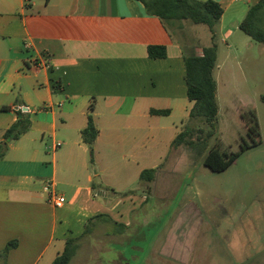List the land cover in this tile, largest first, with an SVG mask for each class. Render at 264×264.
<instances>
[{"label":"crops","instance_id":"1","mask_svg":"<svg viewBox=\"0 0 264 264\" xmlns=\"http://www.w3.org/2000/svg\"><path fill=\"white\" fill-rule=\"evenodd\" d=\"M215 1L224 10L216 27L224 43L260 0ZM193 45L184 46L137 0H0V143L18 120L14 109L26 107L31 120L0 160V253L17 242L0 264H42L50 253L45 264H53L68 240H76V254L84 249L95 225L98 247L130 242L131 224L116 214L118 195L136 198V187L157 185L175 139L190 124L194 102L184 59L204 49ZM150 47H165L167 56L151 58ZM38 58L51 68H34ZM90 114L99 131L94 163L83 139ZM151 169L156 180L142 182ZM48 180L63 187L64 208L50 205ZM180 239L157 238L153 255L179 257Z\"/></svg>","mask_w":264,"mask_h":264},{"label":"rangeland","instance_id":"2","mask_svg":"<svg viewBox=\"0 0 264 264\" xmlns=\"http://www.w3.org/2000/svg\"><path fill=\"white\" fill-rule=\"evenodd\" d=\"M230 28L234 35L228 40L224 37V43L216 32L218 63L223 65L222 72L216 73L220 112L215 135L202 144V155L200 144L173 150L157 185L146 189L152 191L147 193L148 202L141 201L147 192L141 186L134 189L136 198H127L122 191L116 214L120 221L130 222V242L98 247L99 229L91 226L83 240L84 249L69 264H124V259L129 264H264V45L236 25ZM174 34L184 46L194 44L197 52L213 44L205 25L182 22ZM252 111L257 115L260 137L248 133L254 125L249 117ZM188 127L194 130L195 144L210 130L202 120ZM246 145L249 148L242 150ZM216 146L240 154L220 173L204 164ZM63 190L58 187L59 192ZM125 205L133 210L129 216L122 214ZM167 234L181 238L179 257L153 255L157 238ZM51 258L52 253L42 264Z\"/></svg>","mask_w":264,"mask_h":264},{"label":"trees","instance_id":"3","mask_svg":"<svg viewBox=\"0 0 264 264\" xmlns=\"http://www.w3.org/2000/svg\"><path fill=\"white\" fill-rule=\"evenodd\" d=\"M144 4L149 15L157 16L164 24L166 30L175 36L176 29H181L182 22H192L194 25H205L212 34L213 44L204 47L203 55L195 54L185 56L186 67V83L188 87V97L194 102V107L190 113V123L202 120L210 130L206 133V138H198V143L193 142L194 130L186 127L175 139L172 151L185 144L196 146L199 154L202 155V144H207L208 140L214 137L217 130L219 118V104L217 98V82L214 77L218 61V46L216 40V27L220 23L224 10L215 0L201 2L198 0H137ZM239 28L248 35L252 40L264 45V0L252 5L239 25ZM149 55L151 58H165L167 50L165 47H150ZM264 101V98L262 99ZM18 120L5 133L3 141L0 143V160H3L13 141L19 140L23 135L27 134L31 129L30 112L26 107L14 109ZM94 107L90 108L93 113ZM155 114H166L164 111H154ZM251 125L248 133L251 136L260 137L259 124L257 115L254 111L250 114ZM203 133L202 130H199ZM99 136L92 115L89 116L88 126L83 131L84 142L88 145L90 151L91 162L94 163L95 143ZM249 148L248 145L242 150ZM239 153H230L224 151L221 146L211 148L206 156L204 164L213 172H224L232 166L239 158ZM157 170H145L141 174V181L152 183L156 180ZM17 247L14 241L7 245L2 253H0V261L6 263L8 254ZM77 251L76 240H68L66 249L60 254L53 264H69Z\"/></svg>","mask_w":264,"mask_h":264},{"label":"built area","instance_id":"4","mask_svg":"<svg viewBox=\"0 0 264 264\" xmlns=\"http://www.w3.org/2000/svg\"><path fill=\"white\" fill-rule=\"evenodd\" d=\"M202 55L203 53L200 56ZM32 65L36 69H39V68L50 69L51 68L48 60L40 59V58L34 60ZM61 146L62 144L58 143L55 148L58 149ZM43 190L49 197L50 205L54 207L55 209H62L67 205L68 203L67 197L58 191L57 185L54 180L46 181L44 183Z\"/></svg>","mask_w":264,"mask_h":264}]
</instances>
